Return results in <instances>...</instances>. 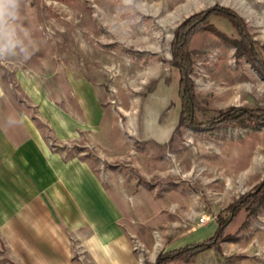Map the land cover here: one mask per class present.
Listing matches in <instances>:
<instances>
[{"label":"rangeland","instance_id":"1","mask_svg":"<svg viewBox=\"0 0 264 264\" xmlns=\"http://www.w3.org/2000/svg\"><path fill=\"white\" fill-rule=\"evenodd\" d=\"M214 4L244 19L253 53L216 13L207 21L225 35L203 21L174 52L180 24ZM18 26L25 52L0 59V92L54 150L86 161L117 206L120 250L98 256L85 230L61 264H153L169 246L209 237L219 212L230 217V205L264 180V119L211 123L231 106L264 109V71L252 60L264 64V0H23ZM20 76L78 117L71 83L85 78L102 111L92 127L57 140ZM182 77L192 87V122H179ZM224 234L189 258L264 264V197L231 216ZM0 264H16L7 245Z\"/></svg>","mask_w":264,"mask_h":264},{"label":"crops","instance_id":"2","mask_svg":"<svg viewBox=\"0 0 264 264\" xmlns=\"http://www.w3.org/2000/svg\"><path fill=\"white\" fill-rule=\"evenodd\" d=\"M20 81L57 140L92 127L102 111L93 84L85 78L71 83L82 109L79 117L57 105L32 78L20 76ZM3 95L0 92V247H10L16 264H61L73 249V238L77 244L87 230L89 248L98 256L120 250L114 239L116 201L99 175L83 159L65 158L54 150L35 120ZM208 263L189 258L166 264Z\"/></svg>","mask_w":264,"mask_h":264},{"label":"trees","instance_id":"3","mask_svg":"<svg viewBox=\"0 0 264 264\" xmlns=\"http://www.w3.org/2000/svg\"><path fill=\"white\" fill-rule=\"evenodd\" d=\"M211 13H216L221 16H224L230 20V22L236 26L238 31L243 35L241 39L238 40L237 43L240 44V47L244 49L247 53H253L251 47L249 46V37L250 33H248L246 23L244 19L235 12L234 9L225 5L214 4L203 11H199L197 13L192 14L188 17L184 22H182L177 28L176 32V48L174 50L175 53L180 49L184 50L186 47V40L188 37L197 29L199 23L203 22V26L205 28L211 30L216 34H223L220 30H218L212 23L207 21L208 16ZM175 42V41H174ZM182 42V44H181ZM252 60L255 64H258L259 70L264 71V64L259 61L258 56L255 54L252 55ZM179 93L181 96V108L179 113V122L188 121L192 122V110L194 109V97L192 93V87L189 82H184V78L182 77V81L180 80ZM262 120L264 119V109H248L242 106H231L225 111H221L219 116L214 119V124H219L221 122H229V121H246V120ZM200 125V124H199ZM262 197H264V180L252 191L246 193L243 196L237 198L230 206L232 207L230 217L222 218V213L219 212L217 225L214 232L207 238L202 240H196L192 242H188L184 245L169 248L163 251H160L153 264H166L168 261L176 260V261H184L189 259L193 254L197 253L200 250L205 249L209 246L218 247L220 241L225 237L224 230L231 220V216L233 217L239 209L243 207H249L250 205H256L259 201H261ZM229 208V206L227 207Z\"/></svg>","mask_w":264,"mask_h":264},{"label":"clouds","instance_id":"4","mask_svg":"<svg viewBox=\"0 0 264 264\" xmlns=\"http://www.w3.org/2000/svg\"><path fill=\"white\" fill-rule=\"evenodd\" d=\"M23 0H0V59L25 52L19 38L18 21Z\"/></svg>","mask_w":264,"mask_h":264},{"label":"built area","instance_id":"5","mask_svg":"<svg viewBox=\"0 0 264 264\" xmlns=\"http://www.w3.org/2000/svg\"><path fill=\"white\" fill-rule=\"evenodd\" d=\"M200 221H202V222H203V221H204V217H200Z\"/></svg>","mask_w":264,"mask_h":264}]
</instances>
